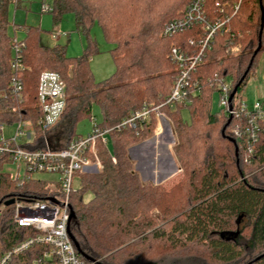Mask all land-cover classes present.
Listing matches in <instances>:
<instances>
[{
  "label": "trees",
  "instance_id": "obj_1",
  "mask_svg": "<svg viewBox=\"0 0 264 264\" xmlns=\"http://www.w3.org/2000/svg\"><path fill=\"white\" fill-rule=\"evenodd\" d=\"M12 2L16 8L21 6L19 0H0V88L7 87L13 75L14 38L9 33ZM190 2L53 0L50 13L54 22L65 13H73L76 29L86 36L87 46L83 54L69 56L64 45L41 44L39 26L15 25V30L24 32L17 40L18 59L23 65L22 99L11 93L0 96V123L30 121L35 139L29 147H44L37 87L39 74L45 69L58 72L67 91L64 114L48 135L54 148L78 136L76 124L91 116L94 104L102 115L99 125L114 127L144 104L165 103L178 74L171 48L176 45L195 53L204 36L200 25L174 36L164 35V24L183 15ZM261 6L264 8V0H205L207 17L225 21L224 31L211 40L193 74L196 85L188 96L161 106L173 122L177 140L173 150L183 170L177 184L167 190L142 182L127 153L130 144L154 130L157 120L153 115L136 128L114 129L113 151L99 144L102 169L81 174L79 187L70 196L74 211L70 231L86 264H97L86 257L101 264H248L261 255L251 264H264V126L250 154L245 138L234 134L236 127L246 125V119L211 109L216 77L230 76L231 92L238 84L240 92L264 52L263 27L262 46L255 53L260 41ZM94 23L113 45L109 52L115 68L101 81L95 79L90 66L91 57L100 52L89 36ZM189 39L193 44H188ZM236 44L241 45L240 51L232 53L230 48ZM183 109L189 112V122L183 119ZM161 125L154 146L160 172L170 166L164 142H160L166 132ZM165 141L170 150L173 139ZM150 152L148 144L133 150L144 177L151 168ZM5 162L0 160V258L37 233L20 227L14 221V205L5 202L12 198L45 199L54 190L45 179L21 182L11 178ZM88 193L91 198L85 200ZM47 248L34 244L12 256L7 264H30Z\"/></svg>",
  "mask_w": 264,
  "mask_h": 264
},
{
  "label": "built area",
  "instance_id": "obj_2",
  "mask_svg": "<svg viewBox=\"0 0 264 264\" xmlns=\"http://www.w3.org/2000/svg\"><path fill=\"white\" fill-rule=\"evenodd\" d=\"M42 9L50 12L52 7L49 4H43ZM196 25H200L204 30L200 49L197 52L190 53L176 45L171 48L170 57L177 65L178 74L171 94L163 104L172 105L183 101L188 96L191 87L196 85L192 83L193 74L205 57L206 50L210 47L215 34L218 31H224L225 21L212 20L207 17L205 0H191L183 15L170 19L164 24L163 32L166 36H174ZM52 37L58 38L59 35L52 34ZM188 44H193V39H189ZM240 48L241 45L236 44L230 48V51L237 53ZM13 50L15 51L14 59L11 61L13 75L9 85L0 88V96L6 97L11 93L21 100L23 85L20 78L23 65L18 59L19 45L16 38L13 39ZM215 82L223 110L231 116L235 114L246 119V125L236 127L234 134L239 138H245L248 153L251 154L254 143L258 141L264 126V106L259 101L253 103L250 109L246 103L235 106L233 99L232 109H230L232 81L216 77ZM37 98L41 111L38 124L41 127L44 147L39 149L29 147L35 139L34 126L30 121L22 120L12 125L0 123V160L5 159V165H17L15 173L8 172L11 178L21 182L31 179L30 174L33 172L56 173L60 177L49 181L55 187L50 196L45 199H15L13 203L14 221L20 227L33 228L37 233L7 251L0 258V264H7L12 256L28 250L34 244H43L48 248L30 264H86L70 231L72 219L70 218L72 208L70 196L79 187L74 186V180L76 179L80 184L81 174L96 173L102 169L98 146L101 144L108 148L109 139L105 135L111 134L114 129L136 128L139 123L149 121L153 115L157 120L155 128L157 133L163 118L161 110L163 104L156 106L144 104L114 127H102L95 124L92 133L85 136H74L63 147L54 148L48 135L61 120L67 105L66 83L58 72L49 69L41 71ZM8 126L11 129L9 133H6ZM21 166L24 167L23 175H20Z\"/></svg>",
  "mask_w": 264,
  "mask_h": 264
},
{
  "label": "rangeland",
  "instance_id": "obj_3",
  "mask_svg": "<svg viewBox=\"0 0 264 264\" xmlns=\"http://www.w3.org/2000/svg\"><path fill=\"white\" fill-rule=\"evenodd\" d=\"M21 6L16 8V3L12 2L9 7V15H10V28L9 33L12 38L21 39L24 36V32L20 29L15 30V25H33L39 26L41 28L40 42L45 46H53L56 44L66 46V53L69 56H79L83 54L85 47L87 46V38L82 33L76 29L75 24V16L73 13L68 12L63 14L61 20L59 22H54L53 16L50 12H45L42 9L43 4L52 5L53 0H19ZM52 34L59 35L58 38H53ZM90 38L93 39L100 52L91 57L90 66L94 77L97 81L104 80L108 78L114 71V62L112 60L110 49L113 47L112 44L108 43L102 33L101 27L98 23H94L91 27ZM242 37V36H241ZM15 51H13V54ZM264 75V52H261L258 57V62L252 73L250 79L248 80L246 86L236 94L234 98V105L238 106L240 103H246V106L250 109L253 106V103L259 101L260 103L263 101L264 104V84L262 83L261 76ZM228 80L231 79L230 76L227 77ZM262 100V101H261ZM211 109L213 112L221 113L223 112V108L220 105V94L219 92H214L212 95L211 101ZM183 119L188 121L190 120L189 112L187 109L182 110ZM102 122V115L98 105L94 104L91 111V116L81 119L77 122L75 127L76 135H87L93 132L95 124H99ZM161 126L169 125L171 132L173 134V142L170 144V151L174 158V161L178 167L176 173L172 176L164 179L161 183L156 184L152 177L147 173L145 180L142 179L141 173L144 171L136 170L135 164L136 160L133 159L130 154V148L136 146L137 144L151 139L154 136H158L156 133V126L154 130L145 135L144 137L139 138L134 143L130 144L127 147V153L131 160L133 161L134 169L138 172L139 177L142 182L150 183L153 185H162L165 189H170L173 185L177 184L183 177V170L175 156L173 147L176 143V136L174 133V126L170 116L167 113L163 112V118L161 119ZM10 127L6 128V133H9ZM166 133V132H165ZM108 140V148L110 151H113V140L111 134L105 135ZM165 136V134H164ZM160 137V142L166 143L169 138L167 136ZM137 148H134V150ZM16 164H7L4 169L6 171L15 173ZM20 175H23L24 167L21 166ZM97 173V172H96ZM93 174V173H86ZM32 178L35 179H45L48 181L57 180L60 175L56 173H44V172H33L30 174ZM156 178V177H155ZM53 188L55 185H51ZM74 186L77 188L79 186V181L74 180ZM91 198V194L88 193L85 196V200H89Z\"/></svg>",
  "mask_w": 264,
  "mask_h": 264
},
{
  "label": "water",
  "instance_id": "obj_4",
  "mask_svg": "<svg viewBox=\"0 0 264 264\" xmlns=\"http://www.w3.org/2000/svg\"><path fill=\"white\" fill-rule=\"evenodd\" d=\"M261 8H262V25H261V31H260V41H259V46H258V48H257V50H256L255 53H257V52L260 50L261 46H262V43H261V35H262L263 27H264V8H263V6H261ZM248 71H249V69H247L245 75L248 73ZM238 87H239V84L236 85V86L234 87V89H233V91H232V93H231V95H230V102H231L230 109H232V101H233V99H234V97H235V95H236V93H237ZM230 120H231V117H230V119H229L228 122H230ZM225 128H226V126H225V127L223 128V130H222V133H223V134H225ZM165 130H166V133L168 134V138L170 137L171 139H173V134H172V132H171V129H170L169 125H166V126H165ZM146 144H150L151 147H153V149H154V146H155V136H154L153 138H151V139L145 140V141H143V142L137 144L136 146L130 148V150H129V154H130V156L134 159V155H133V150H134V148H139V147H141V146H143V145H146ZM163 148H164V151H165V153H166L167 159L172 163V165H171V168H170L167 172H165V173H163V174H160V175L158 176L157 180H155V173H154L153 171L151 172L152 180H153L156 184L161 183L164 179H166V178L172 176V175L178 170V167H177V165H176V163H175V161H174V158H173V156H172V154H171V152H170V150H169V144H168L167 142L164 143ZM154 156H155V154H154V152H153V153H152V157H154ZM135 169L139 171V168H138L137 164H135ZM141 175H142V179L145 180L144 175H143L142 173H141ZM14 202H15V199L12 198V199L6 201V202H5V205H7V206H8V205H12ZM73 216H74V211H73V209L71 208L70 218H73ZM71 236H72V234H71ZM72 238H73V236H72ZM73 240H74V238H73ZM74 242H75V245H76L78 251L80 252L77 242H76L75 240H74ZM262 256H263V255H261V256L255 258L253 261H250L248 264H251L252 262L259 260ZM86 258H87L88 260H90L92 263L101 264V263L98 262L97 260H94V259H92V258H90V257H86Z\"/></svg>",
  "mask_w": 264,
  "mask_h": 264
},
{
  "label": "bare ground",
  "instance_id": "obj_5",
  "mask_svg": "<svg viewBox=\"0 0 264 264\" xmlns=\"http://www.w3.org/2000/svg\"><path fill=\"white\" fill-rule=\"evenodd\" d=\"M148 145L151 147L150 144H148ZM153 152L155 154L154 157H152V153ZM148 157H149V159L151 161V168H150V171H149V175L151 176V172L153 171L155 173V177H156L155 180H157V178H158V176L160 174H163V173L167 172L171 168L172 163L170 162V166L166 170H163L162 172L159 171L160 167L157 168L156 165H155V157H156L155 147H154V149H153V147H151V152L149 153Z\"/></svg>",
  "mask_w": 264,
  "mask_h": 264
},
{
  "label": "crops",
  "instance_id": "obj_6",
  "mask_svg": "<svg viewBox=\"0 0 264 264\" xmlns=\"http://www.w3.org/2000/svg\"><path fill=\"white\" fill-rule=\"evenodd\" d=\"M261 80H262V83L264 84V75L263 76H261ZM262 101V100H261ZM262 103V105L264 106V104H263V101L261 102ZM165 136H167L168 137V134L167 133H165Z\"/></svg>",
  "mask_w": 264,
  "mask_h": 264
}]
</instances>
